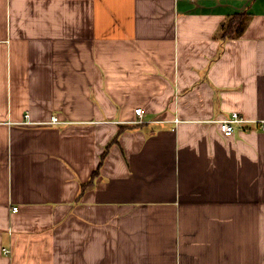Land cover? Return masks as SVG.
<instances>
[{
    "label": "crops",
    "instance_id": "obj_1",
    "mask_svg": "<svg viewBox=\"0 0 264 264\" xmlns=\"http://www.w3.org/2000/svg\"><path fill=\"white\" fill-rule=\"evenodd\" d=\"M257 122L264 0H0V264H264Z\"/></svg>",
    "mask_w": 264,
    "mask_h": 264
},
{
    "label": "built area",
    "instance_id": "obj_2",
    "mask_svg": "<svg viewBox=\"0 0 264 264\" xmlns=\"http://www.w3.org/2000/svg\"><path fill=\"white\" fill-rule=\"evenodd\" d=\"M135 114L139 118V120H137L135 124H143L144 123V121L142 120L144 118L143 110H136ZM26 117L28 118V116ZM213 123H217L220 127L221 133L225 137L229 138V137H233L238 130H243V128L246 127L250 122H248L246 119L240 116V114L233 113L231 114L230 117L225 118L223 120L214 121ZM257 123H259L263 127L262 129L264 131V122H257ZM51 124L57 125V124H61V122L59 121V118L54 117ZM14 211H17V208L14 209ZM4 254L10 255L11 252L9 250H4Z\"/></svg>",
    "mask_w": 264,
    "mask_h": 264
},
{
    "label": "trees",
    "instance_id": "obj_3",
    "mask_svg": "<svg viewBox=\"0 0 264 264\" xmlns=\"http://www.w3.org/2000/svg\"><path fill=\"white\" fill-rule=\"evenodd\" d=\"M246 18H247L246 14H237L228 17L220 28L218 38L221 41H228V40L238 39L239 37H241L246 29ZM107 153H108V149L106 151V154ZM105 155L103 157L102 164L105 161V157H106ZM93 185L94 182L92 180L87 186L84 187V189L91 187Z\"/></svg>",
    "mask_w": 264,
    "mask_h": 264
}]
</instances>
